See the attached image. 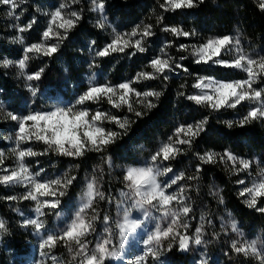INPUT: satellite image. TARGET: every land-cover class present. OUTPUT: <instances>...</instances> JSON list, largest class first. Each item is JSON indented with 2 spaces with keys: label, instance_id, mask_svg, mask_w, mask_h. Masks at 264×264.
I'll return each instance as SVG.
<instances>
[{
  "label": "snow or ice",
  "instance_id": "snow-or-ice-1",
  "mask_svg": "<svg viewBox=\"0 0 264 264\" xmlns=\"http://www.w3.org/2000/svg\"><path fill=\"white\" fill-rule=\"evenodd\" d=\"M24 0H0V5H6L9 8L7 13L10 17L16 16L15 10L23 3ZM203 0H164L160 5L165 11H175L178 9H191L196 7L198 3ZM72 3H78V0H72ZM93 5L92 11L101 14V19L97 22V27L104 29L107 17L104 13V0H91ZM66 7L61 3L56 7L55 11L50 13V21L46 30L42 32V40L40 42L25 45L23 48L22 58L18 61H12L5 58L0 61L4 67L15 65L19 68L21 75H26V80L29 82L39 81L44 72V68L31 73L25 74L27 62L30 60V54L52 56L59 50L60 43L67 38L68 32L73 29L80 20V15L72 11L69 18H65L62 10ZM259 7L264 10V0H261ZM163 21V17L157 20V24ZM36 23V18L33 17L26 26L18 27L16 30L23 33L32 28ZM143 23V22H142ZM53 25L56 26L54 30ZM151 24H146L141 29L138 24L130 32L117 33L113 28L114 37L102 49L95 50L97 57H107L112 53H125L127 49L132 48L134 51L129 53V56H135L137 52L145 53L147 48L144 46V41L147 38L153 37L155 33L152 30ZM63 30V35L61 31ZM165 32H171L177 37L195 36L196 32L193 29L191 32L184 31L178 27H164ZM127 37V38H125ZM15 41L24 44L23 36L17 35L14 37ZM95 45V41L91 42ZM165 44L164 47H168ZM179 50L189 52L196 64H211L214 66H221L228 69H236L244 72L246 79L223 81L216 80L211 77H204L198 74L189 72L185 67L183 61L187 60L186 56H180L178 59L168 56L161 49V55H157L150 60V68L152 71L137 72L133 80L121 82L118 85H110L109 83L98 84L90 86L87 91L79 95V97L70 105L55 106L51 110L32 111L27 115H16L13 112H7V118L16 123L18 131L15 134L14 143L15 148L11 151L15 154L17 167L15 169L3 168V172L7 174L0 175V184L4 185H22L25 187V193L19 198L22 200H31L35 202V218H25L23 226L32 227L37 235H41L42 231L46 229V225L41 217L45 216V209L49 212L60 213L57 209L60 207L61 200L66 194L68 186L76 180L75 176L66 179L62 183L61 178L41 180L39 177L45 170L40 168L38 172L32 174L25 165L26 157H35L44 155L51 150L59 155L67 157H82L87 151L101 152L104 147L112 143L119 133L116 131H106L103 126H100L104 119H107L116 124L120 129L125 130L128 118H124L121 122L120 118L100 111L99 109L91 116L89 120V111L83 108L86 102L99 103L106 98L109 105L115 109L127 107L129 113L139 118L144 115L140 111H135L133 107L132 97L136 98V102L144 105L146 108H154L156 105L152 103L150 97L159 99L162 92L155 90L138 91L132 87L133 83L141 80H155L160 77L163 81H167L169 76L166 73L182 71L187 75H194L196 83L193 88L198 90V94L188 95L185 98L193 101L198 105L206 106L211 111H219L222 108H236L244 101L252 102L246 115L239 119L238 123L241 127L253 120L264 119V88H254L253 85L259 80L264 79V55L258 58H252L244 53L241 40L239 36L223 35L218 37H209L199 45L180 44ZM234 53V58L225 60L223 54ZM167 57V58H163ZM90 67L96 66L93 62ZM31 94L35 96L38 89L33 87L31 83L28 84ZM184 85H181L183 88ZM178 96H184L183 92H178ZM77 106H81L74 111ZM2 110V109H0ZM208 117L205 116L202 120L188 124H181L176 127L173 135L176 137H169V142L163 143L162 146L150 157V161L143 167H128L125 171L123 179L126 184L127 191H121L122 199L117 203L123 211V223L118 224L121 251H117L116 246L112 242V231L108 227L110 216L104 215V229L103 234L96 240L94 246L89 248L87 237L96 233L94 222L100 219L99 213L93 207V201L107 199L112 202L111 197L105 196V193L98 189L96 178L93 177L87 184V192L81 199L79 206L72 214L74 218L69 224L61 228L57 234H47L46 238L41 236L39 244L41 257H47L52 264H57V258L54 255H49L44 251L45 248L51 250L57 243H64L68 245V251L73 252V245L76 246L73 259L79 258V264H105L106 260L114 259L123 255V246L127 240V234L135 232L147 220H153V213H162L160 220L162 223L154 225V231H150L146 239L142 241L144 244L143 254L135 257L130 264H148V258L153 260L158 259L160 251L164 248V243L167 242V249H171L174 243H178L180 250L187 251L190 246H200L204 244L203 224L201 227L195 228V235L187 234L189 224L187 218L189 217L192 208L186 203L188 197L184 195L185 186L178 184L181 180H195L198 176H185L184 172L178 174L173 173L171 167L163 166L164 162L173 160L177 155L182 154L181 145L188 148L192 147L194 138L199 136L205 130L204 125L207 124ZM225 123L232 127L233 121L228 120ZM12 137H9L11 140ZM36 141L43 142L47 147L44 153H37L31 147L21 149L20 145L23 142ZM220 160L231 161L236 172H247L254 161L237 157L230 151H225L223 154L206 151L204 155L197 154V158L203 164L216 163V157ZM4 152L0 150V165H3ZM38 163V161H37ZM110 163V161H109ZM239 165L236 168L235 165ZM197 167L196 172H200ZM261 176L254 180L251 187L244 186L239 192L241 197H246L245 203L249 208H254L260 213H264V206H258V200L264 198V169H261ZM172 173V175H168ZM67 174H65L66 176ZM168 176V179L161 181L159 178ZM240 185H245V180L237 181ZM176 185V191H170ZM9 200L15 201L17 197L10 196ZM131 202V206H125L127 202ZM222 202V198H221ZM173 204L179 206V210H173ZM132 209H136L142 215L143 219H130ZM88 210L94 214L88 217ZM23 216V212H20ZM181 216L185 218L181 222ZM87 217V218H86ZM201 220L204 219L202 216ZM211 221H209L210 223ZM166 225V226H164ZM231 231L233 233H240L235 220L231 222ZM182 230V231H181ZM0 232H7L6 222L0 219ZM231 249L235 254H241L245 257L252 255L260 264H264V249L257 246V241H244L237 243L233 241ZM40 264H46L45 260H41ZM199 264H207L206 260L201 259Z\"/></svg>",
  "mask_w": 264,
  "mask_h": 264
},
{
  "label": "trees",
  "instance_id": "trees-1",
  "mask_svg": "<svg viewBox=\"0 0 264 264\" xmlns=\"http://www.w3.org/2000/svg\"><path fill=\"white\" fill-rule=\"evenodd\" d=\"M35 1L55 4L59 0ZM260 2L261 0H203L191 9L169 12L160 7L163 4L161 0H104V12L108 20L118 28L128 29L142 22L145 25L151 24L160 34L156 39L171 38L169 33L166 32L164 35L161 31L163 26H174L189 32L195 29V36L182 37L181 42L195 39L202 42L212 33L220 35L236 33L246 41L247 48L251 52L264 54V10L259 7ZM3 9L0 5V61L13 58L20 53L13 50L15 44L8 41L12 30L6 28L8 18L4 16ZM160 17H163V21L157 24ZM80 29L86 31L88 36L98 39L99 48L108 41V38L101 36L104 34L100 33L99 29L91 28L85 22V18L81 21ZM75 49L73 43L72 46H59L58 52L53 56L56 57L59 65H63L64 57L65 63L74 68L76 61H80L75 55L77 53L74 52ZM63 52L66 53L64 56ZM172 52L180 55V51L175 48ZM129 53L131 52L112 53L107 57H100L96 67L99 80L110 85H118L133 80L137 72L150 70L148 65L155 53L149 51L131 57ZM56 61L44 67L43 75L55 66ZM183 63L190 73L199 75L209 72L201 64L194 63L192 56ZM212 70V73L224 78L243 77L240 71L228 68L214 67ZM168 76L167 81H163L160 77L132 84L141 92L147 90L162 92L159 99L150 97L152 103L156 105L154 108L149 109L141 104L135 109L144 113L139 118L134 113H129L127 107L118 110L106 102L100 103V111H107L108 114L119 117L121 122H124L125 117L128 118L125 130L120 129L113 122L103 123L107 131L119 133V136L105 146L103 151H87L82 157H65L49 150L44 155L30 157L33 160L32 168L37 171L43 168L45 170L43 173H48L50 178L59 177L62 182L63 173L67 174L64 175L65 180L75 176L76 180L67 188L69 192L83 185L88 176L95 175L103 190L113 197L116 189L124 186L123 177L128 166L141 163L151 157L163 143L169 142V137L175 140L173 133L179 125L194 124L207 116L205 130L194 138L192 147L181 145L182 154L165 164L173 169V173L184 172L186 177L198 176L195 180L179 181L180 185L185 186L184 195L191 201L192 209H203L209 214L210 211L217 214L221 210L228 211L243 231L253 235L258 233L264 241V213L249 208L245 203V197L239 195L241 190L237 181L245 175L244 172L234 171L232 162L227 161L226 158L222 161L217 156L214 164H203L197 158V154L204 155L206 151L223 154L227 150L237 157L257 162L264 167V119L253 120L241 127L238 121L247 114L249 107L240 104L236 108L225 107L219 111H211L210 108L185 98L192 93L193 83L196 81L194 75L179 71ZM261 82L264 86V79ZM181 85L184 87L181 88ZM27 90L17 68L13 65L4 67L0 63V109H2L0 110V150L4 152V156L9 148L7 139L11 137L16 127L15 123L7 118L6 109L9 110V107L13 106L11 112L18 114L27 107L26 100L29 97ZM178 92H183L184 96H178ZM91 108L95 110L97 107ZM228 120L234 122L232 127L225 123ZM24 145L27 148L31 147L37 153H44L47 147L43 142L36 141H28ZM197 167L201 169L199 173L196 172ZM235 167L240 166L237 164ZM23 194V189L20 187L0 184V213L7 227L3 238L8 246V251L0 249V264H8L18 253L26 252L33 239L29 229L23 226L18 212V209L28 210L33 205L31 200L19 199ZM10 196H15L17 199L11 201L8 199ZM258 206H264V203ZM217 246V242L212 239L211 247L217 251ZM175 247L178 256L182 261H186L189 251L179 250L178 243H175ZM223 248L231 250L230 245ZM53 251L61 262H68L71 258L68 246L63 243H57Z\"/></svg>",
  "mask_w": 264,
  "mask_h": 264
},
{
  "label": "rangeland",
  "instance_id": "rangeland-1",
  "mask_svg": "<svg viewBox=\"0 0 264 264\" xmlns=\"http://www.w3.org/2000/svg\"><path fill=\"white\" fill-rule=\"evenodd\" d=\"M164 3V0H161ZM61 3H64L66 7L62 10L63 14L65 15V18H69V14L72 11L77 12L80 15V20L77 22L76 26L71 29L68 34L67 38L63 40L62 43H60V46H66V45H73L76 46V49L74 52H77L75 55L76 57H79L80 61H76L74 68L69 66V64L65 63V58L63 57V65H59V63L56 61L55 56H44L42 54L40 55H33L30 54V60L27 62V67L25 69V74H31L40 68H44L45 66L52 65L53 62L56 61L55 66L51 68V70L46 73V75L42 74V77L39 81H32L29 82L26 80V75H21L23 78L24 84L28 88L29 97L26 100L27 107H24L23 110L20 111V113L16 115H27L29 112L32 111H40V110H51L55 106H65L70 105L74 103V101L79 97V95L83 94L85 91H87L88 87L90 86V81L92 82V86L98 85V84H104V82L99 80V77H97V63L100 57H97L95 55V50L102 49L107 43L111 41V39L114 37V33L112 29L114 28L117 33H127L132 30L136 25L140 24L141 29L145 25L144 23H138L130 28H123V27H116L114 26L111 21L108 20V17L106 16L105 12L103 13L104 16L107 17L106 25L104 29H100L97 27V22L100 20L101 14L98 12L92 11L93 5L91 3V0H78V3H72V0H59L55 4H49L45 3L43 1H35V0H24L23 3L20 4V6L15 10L16 16L19 17V19H16L15 17H10L7 15L9 8L6 5L3 6V10L5 12L3 13L4 16L8 18V22L6 23V28H9L11 31V36L8 37V41H11L12 44H15V48L13 50L20 52L17 56L13 58H7L12 61H18L20 58H22L23 48L25 45H29L31 43L40 42L42 40V32L46 30V27L50 21V13L55 11L56 7H58ZM172 12V11H169ZM36 18V23L32 26L31 29L20 33L16 30L18 27L26 26L29 21L32 20V18ZM91 28H94L95 30L100 31V33L104 34L101 36H104L105 38H108V41L103 45V47L99 48L96 38H92L88 36V33L86 31L81 30V21L84 20ZM9 24V25H8ZM166 27L163 26L161 28V31L165 35V31L162 29ZM169 27V26H167ZM54 30H56V26L53 25ZM155 35L153 37L147 38L146 41H144V46L147 48V51L145 53H149V51L154 54V57L157 55H161V49L163 48L164 52L168 54V56L178 59L180 56H186L189 58V52L181 51L179 50L180 44H187V45H199L203 43L207 38L209 37H218L223 36L220 34H209L202 42L195 40H189L188 42H181L180 38L182 36L177 37L174 36L171 32H167L170 34V39H164V38H158L160 37L158 34V30L152 28ZM61 34L63 35V30H60ZM17 35L23 36L24 44H20L18 41L14 40V37ZM226 35H231L233 37L239 36L236 33H229ZM240 37V36H239ZM70 38H72L70 40ZM103 38V37H102ZM127 38V37H125ZM190 39V38H189ZM241 46L247 55L251 56L252 58H258L260 55H264L263 53H253L247 48L246 41H244L241 37ZM95 41V45H92L91 42ZM165 44H168V47H164ZM175 48V50L180 51V55H176L172 52V49ZM134 49L129 48L126 50V52H132ZM66 52V51H65ZM145 53H139L137 54H145ZM66 53L63 52V56ZM167 58V57H163ZM193 58V57H192ZM223 58L225 60H231L234 58V53H225L223 54ZM95 63L96 66L90 67L89 65L92 63ZM150 64V62H149ZM20 73L19 68L14 64H12ZM201 65L204 67L205 70L209 71L208 73H201L200 76L204 77H211L216 80H223V81H234V80H241L246 79L247 76L244 72L240 71V73L243 74V77H232V78H224L220 77L219 75H216L215 73H212V68L214 67H221V66H214L211 64H203ZM149 66V65H148ZM224 68V67H222ZM149 71H152V69L149 66ZM226 69V68H224ZM177 72H169L166 73L167 75L170 74H176ZM263 79L259 80L257 83L253 85L254 88H264L263 83L261 82ZM144 81V80H141ZM138 81V82H141ZM31 83L33 87L37 88V94L33 96L31 94V91L28 87V84ZM196 83L194 81L193 85ZM132 87H134L132 85ZM135 88V87H134ZM137 89V88H136ZM198 94V90L192 88V93ZM150 99V98H148ZM106 102L108 104L107 99H102L99 103L96 102H86L83 105V108L87 109L89 111V120L91 119V116L95 114V112L100 108V103ZM133 107L134 109L138 108L139 104L136 102V98L132 97ZM243 107H251L254 106L252 102L244 101L241 103ZM109 105V104H108ZM96 106L97 108L94 110L91 107ZM111 106V105H109ZM81 106H77V108L74 109V111L78 110ZM112 107V106H111ZM113 108V107H112ZM124 107L118 109L122 110ZM100 110V109H99ZM7 112L13 111V106L9 107V110L6 109ZM108 114L107 111H104ZM109 116H112L108 114ZM105 122H111L107 119H104L100 126H105L103 123ZM15 123V122H14ZM16 125V123H15ZM106 130V129H105ZM18 131V128L15 127V130L12 132V139L9 140V137L7 141L9 142V148L7 154L3 157V165H0V175L7 174L6 172H3V168L8 169H15L17 167V161L15 154L11 151V149L15 148L16 145L14 143L15 140V134ZM107 131V130H106ZM25 142H23L20 145L21 149H26L27 147L24 145ZM162 146V145H161ZM6 153V152H5ZM66 157V156H65ZM248 160V159H247ZM150 161V157L146 158L143 162L137 163V164H131L128 167H143L146 163ZM7 162L8 165L6 164ZM25 165L28 167L29 172L32 174H35L37 169L32 168L33 160L30 157L25 158ZM166 166L165 162L164 165ZM127 167V168H128ZM167 167V166H166ZM126 168V169H127ZM261 169H264V167H261L259 163L254 162L250 169L247 172H244L245 175H242L243 180H245V185H240V190L244 186L251 187V184L254 180H257L261 176ZM126 174V171H125ZM65 173H63V182L65 181L64 178ZM169 175V174H168ZM95 177L98 185V189L105 193L106 198L111 197L110 194H107L99 181V179L95 175H90L86 178L83 185H81L79 188L76 187L73 191L69 192L66 191V194L63 197H60L61 204L60 207L57 209V211L60 213L58 216L56 212H49L47 209H45V216L41 217V219L44 220L46 229L42 231L41 235H37L35 233V230L32 227H26L29 229V231L33 235V239L30 241V245L28 247V250L24 253H18L16 258H12L8 264H40L41 260H45L46 264H52L50 260L47 259V257H41L40 255V248L39 244L41 242V236H44L46 238L47 234H57L61 228H64L66 224H69L71 222V219L74 218L72 215L76 208L79 206L81 199L85 196V193L87 192V184L90 182V180ZM41 180H47V179H55L50 178L48 173H41V176L39 177ZM162 182L168 179V176H163L159 178ZM62 182V183H63ZM178 184H180L178 182ZM12 187L16 188H22L23 192L25 193L26 189L22 185H10ZM177 186L174 185L170 191H176ZM121 191H127L126 184L124 183L123 187H118L116 189L115 196L111 197L112 202H108L107 199L105 200H99L96 198L93 201V207L96 209V212L99 213L100 219L94 222V226L96 228V233L88 236L86 239L89 242V248L94 246V243L96 240L100 238V235L103 234V229L105 227L103 222V216L108 215L110 216V222L108 224V227L112 231V242L116 246L117 251H121V245H120V236H119V228L118 224L123 223V211L120 207L117 206L118 201L122 199L120 196ZM246 199V197H245ZM33 202V201H31ZM187 204L191 206V201L187 200ZM264 203V198H260L258 200V205ZM127 207L131 206V202H127ZM173 210H179V206L173 204L171 206ZM192 207V206H191ZM35 202H33V205L28 209H18L19 215L20 212H23V216L20 215V220L23 222L25 218H35ZM94 213L91 210H88V217L93 215ZM162 213H153L154 219L153 220H147L145 221L140 228H138L135 232H130L127 234V240L125 242V245L123 246V255L119 256L114 259L106 260L105 264H130L131 261L135 260V257L138 255L143 254L144 244L142 241L146 239L147 234L150 231H154V225L156 223H162L160 220ZM204 217L203 220H201V217ZM87 218V217H86ZM130 219H143L142 215L139 213L138 210L132 209L130 213ZM214 218V219H213ZM0 219H3V216L0 213ZM181 222L185 220L183 216H181ZM4 220V219H3ZM232 215L228 211H219V214H217L214 211H210V214L203 209L196 210L192 209V211L189 214V217L187 218V223L189 224V229L187 234L190 236L195 235V228L201 227L203 224V237L204 244L200 246L192 245L190 246L189 255L186 261H182V258L178 256L176 253V247L175 243L173 244V247L169 250L167 249V242L164 243L163 250L160 251V255L158 259L153 260L151 257L148 258V264H199V261L201 259L206 260L207 264H260V261H258L254 256L249 255L247 257L241 255V254H235L232 249L226 250L223 247H226V245L232 244L233 241H237V243H242L244 241H257V246L261 249H264V241L260 234H247L245 231L242 230L241 227L238 226V229L242 235H239L238 233H233L231 231L230 225L233 221ZM209 221H211L209 223ZM23 224V223H22ZM166 226V225H164ZM25 227V226H24ZM182 231V230H181ZM5 232H0V249L7 250L8 246L7 243L4 241L3 235ZM217 242V251L211 247V240ZM64 244V243H63ZM68 246L67 244H65ZM73 252H70V260L68 262H61L57 257V264H79V258L73 259V255L76 250V246L73 245ZM180 250V249H179ZM44 251L46 253H49V255H54L53 248L49 250L48 248H45ZM183 251V250H181ZM185 252V251H184Z\"/></svg>",
  "mask_w": 264,
  "mask_h": 264
}]
</instances>
